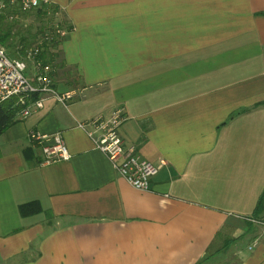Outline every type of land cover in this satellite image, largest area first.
<instances>
[{
    "label": "crops",
    "instance_id": "0c3cea01",
    "mask_svg": "<svg viewBox=\"0 0 264 264\" xmlns=\"http://www.w3.org/2000/svg\"><path fill=\"white\" fill-rule=\"evenodd\" d=\"M47 1L70 30L52 84L78 96L0 135V264H264V0ZM116 109L124 146L165 162L149 192L76 127ZM30 131L70 159L41 165Z\"/></svg>",
    "mask_w": 264,
    "mask_h": 264
},
{
    "label": "built area",
    "instance_id": "2783aa9c",
    "mask_svg": "<svg viewBox=\"0 0 264 264\" xmlns=\"http://www.w3.org/2000/svg\"><path fill=\"white\" fill-rule=\"evenodd\" d=\"M6 8L18 10L21 13L35 12L40 9L49 12L55 9L53 18L59 15V9L47 0H0V10H6ZM69 31L62 21H55L52 25V33L59 41H62ZM50 40L49 35L44 36V42H50ZM41 45V43L37 44L27 53V57L32 61L33 72L30 76L25 73L27 66L23 61L9 58L0 47V105L15 99L16 104L21 107L18 113L21 119L42 109L45 101L52 100L67 108L78 96V92L73 89L62 92L55 89L49 75L50 70L33 60L41 51ZM34 95L37 98L32 100ZM123 121L122 112L116 109L106 119L98 116L87 122L77 123L76 127L85 132L94 149L108 159L117 175L131 188L139 192H149L151 180L165 162L159 160L158 164L154 165L135 154L132 146L125 147L118 133ZM27 137L31 146L39 149L41 165L70 159L59 133L45 135L30 131Z\"/></svg>",
    "mask_w": 264,
    "mask_h": 264
},
{
    "label": "trees",
    "instance_id": "16d2710c",
    "mask_svg": "<svg viewBox=\"0 0 264 264\" xmlns=\"http://www.w3.org/2000/svg\"><path fill=\"white\" fill-rule=\"evenodd\" d=\"M55 12V9H51L49 12L45 9H40L34 12L35 17L38 19H44L43 21H46V23H51V20L53 19V13ZM6 16V17H4ZM9 19L10 16L7 15H0V25L4 22L5 19ZM66 22V21H65ZM52 25L49 29L48 35L51 37L50 42H42V45L40 46L41 51L34 57V61L39 62L42 67H46L49 70H53L54 67H57L59 65L58 56L59 51L57 50L59 44L61 41L56 39L54 37V34L52 33ZM41 30V29H40ZM27 33V32H25ZM23 34H14L12 33L11 28L9 25L0 26V47L6 49L8 52L12 54H16L19 57L25 56V51L29 48V46L32 44L29 42L27 37H29L26 34V38ZM31 38L36 37V34L31 35ZM28 40V41H27ZM20 47V48H19ZM19 48V49H18ZM50 71V72H51ZM49 72V75H50ZM37 98L36 95L32 96V100H35ZM21 110V107L16 104L15 99H10L0 105V135L11 125L14 123L16 116L18 115L19 111ZM264 205V192L260 196L256 208L255 213H259L262 211ZM19 214L23 217L31 216L34 214H38L41 210L37 203H28L25 205H21L18 208Z\"/></svg>",
    "mask_w": 264,
    "mask_h": 264
},
{
    "label": "rangeland",
    "instance_id": "374dc122",
    "mask_svg": "<svg viewBox=\"0 0 264 264\" xmlns=\"http://www.w3.org/2000/svg\"><path fill=\"white\" fill-rule=\"evenodd\" d=\"M173 1H179V0H173ZM151 12H153V11H150V13ZM188 12H190V11H181V10H177V9H173V11H172L173 17L174 16L179 17L180 14L186 15ZM191 12H194V11H191ZM155 13H156V17H159V16L162 17V15H163L162 10L161 11L156 10ZM7 14H8V16H10V18L9 19L6 18L1 25H4V26L9 25V27L12 30V33L23 34V35H25L24 36L25 38L27 37L26 36V34H27L29 36V37H27V39L32 44L25 51L24 57H19L16 54H12L4 48H3V50L9 58L14 59V60L23 61L27 66L25 73L30 76V74L33 72L32 71V61L27 57V53L31 49H33L37 44H39V43L42 44L44 36L48 35L49 29L51 28L50 26L55 21H59V22L62 21L63 25L67 29H69V28H68L65 20L62 18L60 11H59L58 17H54L51 20V23H48V24L46 23V21H43L44 19L36 18L34 11L30 12V13H21L18 10H14V9L7 10V8H6V10H0V15H7ZM147 16H148V10H142L141 9V11H140L141 23H142V18L147 17ZM4 17H6V16H4ZM25 32H27V33H25ZM34 34H36V37L31 38L30 36L34 35Z\"/></svg>",
    "mask_w": 264,
    "mask_h": 264
}]
</instances>
